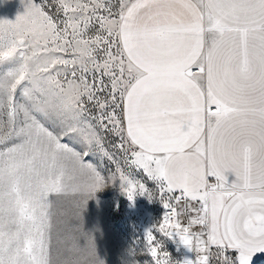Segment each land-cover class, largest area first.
<instances>
[{"label": "snow or ice", "instance_id": "obj_1", "mask_svg": "<svg viewBox=\"0 0 264 264\" xmlns=\"http://www.w3.org/2000/svg\"><path fill=\"white\" fill-rule=\"evenodd\" d=\"M54 2L55 15L29 0L15 23L0 21V264H103L81 224L88 200L117 175L130 201L149 192L119 163L105 177L86 161L114 159L105 134L157 185L160 233L195 264H251L264 253V0ZM75 43L89 67H75ZM32 74L56 89L48 116L32 110L47 91L28 94ZM73 80L82 93L64 97ZM54 198H71L75 220L56 258ZM146 239L154 264H172Z\"/></svg>", "mask_w": 264, "mask_h": 264}, {"label": "rangeland", "instance_id": "obj_2", "mask_svg": "<svg viewBox=\"0 0 264 264\" xmlns=\"http://www.w3.org/2000/svg\"><path fill=\"white\" fill-rule=\"evenodd\" d=\"M33 2L43 4L49 14H56L57 5L54 0H33ZM28 3L29 0H0V21L8 20L15 23L18 16L26 13ZM75 67L80 68L78 64ZM43 102L44 100L39 101V103ZM62 142L69 144L77 151H84L82 145L67 138H62ZM118 143V137L105 134V147L114 159L109 160L96 153L85 157L86 161L93 163L105 177L116 173L117 163H119L125 173L130 174L134 180L144 183L149 192L145 196H137L134 202L130 201L126 193L122 191L117 175L116 182H110L88 200L82 213L81 224L83 231L90 234L94 241L97 256L103 264H154L148 252L146 239V234L152 231L155 241L162 249L161 258L166 251L171 257L172 264H186V261H192V264H195L196 253L186 247L178 236L168 238L158 231L157 227L164 217L159 189L142 171L134 170L123 163L120 151L114 147ZM148 194L153 197L152 201L147 198ZM73 211L71 198H54L51 232L53 258L62 251L61 240L69 226L75 223ZM188 219L187 215L182 217L185 225ZM84 243L86 241L82 240L81 244ZM211 251L215 253L216 249L213 247ZM228 255L230 256L229 251ZM210 264H218V258L213 255ZM255 264H264V260Z\"/></svg>", "mask_w": 264, "mask_h": 264}, {"label": "clouds", "instance_id": "obj_3", "mask_svg": "<svg viewBox=\"0 0 264 264\" xmlns=\"http://www.w3.org/2000/svg\"><path fill=\"white\" fill-rule=\"evenodd\" d=\"M73 48L78 56L76 64L80 66V68H87L89 64L87 62V46L83 43H75ZM8 88V84L0 83V91H6ZM41 89H46V96L43 103L37 102V104L32 109L35 113L48 116L54 109L56 103V89L54 86L47 85L46 82L41 78L38 74H32L28 77V94L32 97H36L41 93ZM84 89L83 82L71 81L66 88L64 89L63 96L64 97H75L82 93ZM21 111H26V109L22 106Z\"/></svg>", "mask_w": 264, "mask_h": 264}, {"label": "crops", "instance_id": "obj_4", "mask_svg": "<svg viewBox=\"0 0 264 264\" xmlns=\"http://www.w3.org/2000/svg\"><path fill=\"white\" fill-rule=\"evenodd\" d=\"M214 182V181H213ZM165 196L167 197V194L165 193ZM231 251V250H230ZM264 260V253H258L253 257V260L251 262V264H255L258 262H261Z\"/></svg>", "mask_w": 264, "mask_h": 264}, {"label": "built area", "instance_id": "obj_5", "mask_svg": "<svg viewBox=\"0 0 264 264\" xmlns=\"http://www.w3.org/2000/svg\"><path fill=\"white\" fill-rule=\"evenodd\" d=\"M167 211H168V210H166V209L164 208V215L167 213ZM229 254H230V256L233 257V258H235V256H236V253L233 252V251H230V250H229Z\"/></svg>", "mask_w": 264, "mask_h": 264}]
</instances>
